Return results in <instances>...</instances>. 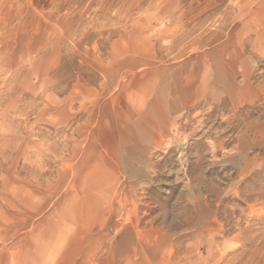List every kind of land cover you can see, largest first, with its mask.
Instances as JSON below:
<instances>
[{"label":"rangeland","instance_id":"obj_1","mask_svg":"<svg viewBox=\"0 0 264 264\" xmlns=\"http://www.w3.org/2000/svg\"><path fill=\"white\" fill-rule=\"evenodd\" d=\"M0 264H264V0H0Z\"/></svg>","mask_w":264,"mask_h":264}]
</instances>
